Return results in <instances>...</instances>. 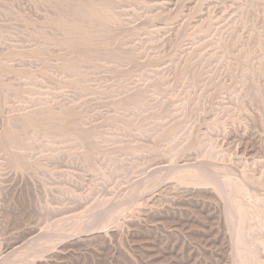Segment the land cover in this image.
<instances>
[{"label": "rangeland", "instance_id": "obj_1", "mask_svg": "<svg viewBox=\"0 0 264 264\" xmlns=\"http://www.w3.org/2000/svg\"><path fill=\"white\" fill-rule=\"evenodd\" d=\"M53 1L0 0V264H264V0Z\"/></svg>", "mask_w": 264, "mask_h": 264}, {"label": "bare ground", "instance_id": "obj_2", "mask_svg": "<svg viewBox=\"0 0 264 264\" xmlns=\"http://www.w3.org/2000/svg\"><path fill=\"white\" fill-rule=\"evenodd\" d=\"M21 1H22V0H21ZM32 1H33V0H32ZM45 1H46V0H44V2H45ZM52 1H53V0H52ZM55 1H57V0H55ZM63 1L68 2V5H69L70 3L73 4V2H72L73 0H72L71 2H69L70 0H69V1H67V0H62V2H63ZM74 1H76V0H74ZM79 1H80V0L76 1V2H77V3H76L77 5H79V4H78ZM81 1H82V0H81ZM81 1H80V2H81ZM85 1H87V0H85ZM90 1H93V2H94L95 0H90ZM90 1H89V2H90ZM97 1H98V0H97ZM100 1H101V4H102L105 0H99V3H100ZM106 1H107L106 3H108V0H106ZM116 1L118 2V0H116ZM48 2H49V0H48ZM50 2H51V1H50ZM62 2H61V0H60V3H62ZM83 2H84V1H82L81 3L84 5ZM117 2H116V3H117ZM35 3H36V2H35ZM52 3H54V1H53ZM52 3H51V4H52ZM56 3L58 4V2H56ZM56 3H55V4H56ZM60 3H59V4H60ZM64 3H65V2H64ZM90 3L92 4L91 6L95 9L94 5L96 6L97 4H95V2H94V3L90 2ZM96 3H97V2H96ZM106 3H103V4L106 5ZM109 3H110V1H109ZM111 3H112V2H111ZM111 3H110L111 6H110L109 10L111 9V7H112V5H113V4H111ZM40 4H41V3H40ZM49 4H50V3H49ZM59 4H58L59 7H62V6H63V8L65 7L64 5H62L63 3L60 4V5H62V6H60ZM72 4H71V5H72ZM76 4H75V5H76ZM101 4H99L98 6H100ZM71 5L67 6V3H66V6H67V7H70ZM83 5H82V6H83ZM85 5H86V4H85ZM116 5H117V4H116ZM55 6H57V5H55ZM58 6H57V9L59 8ZM72 6H73V5H72ZM82 6H81L80 8H81V12H82L84 15H82V13L79 12V11H80V8H79V7H78V8H79L78 11H77V8H76V11L79 12V14H76V15L80 16V14H81V16H84V17H85V15H86V14H85L86 11L88 12V11L90 10L89 7H91V6L89 5V7L86 8V9H89V10H86V9H85V6H83L84 8H83ZM87 6H88V5H87ZM107 6H109V4H108ZM53 7H54V5H53ZM67 7L64 8V9H67ZM76 7H77V6H76ZM96 7H97V6H96ZM100 7L102 8V6H100ZM103 7H104V5H103ZM113 7H114V6H113ZM63 8H62V10H64ZM72 8H73V9H72ZM72 8H71V9L74 10L75 7H72ZM82 8H83L85 11H84ZM93 8H92V11H96V9L93 10ZM98 8H99V7H98ZM101 8H100V9H101ZM105 8H106V7H104V9H105ZM54 9H55V7H54ZM54 9H53V10H54ZM59 9H61V8H59ZM107 9H108V8H107ZM112 9H113V8H112ZM62 10H57V11L59 12V11H62ZM68 10H70V9L68 8ZM109 10H107V11H109ZM76 11H75V12H76ZM83 11H84V12H83ZM99 11L101 12V10H99V9L97 10L98 14H100ZM104 11H105V10H104ZM104 11H102V12H104ZM53 12H54V11H53ZM58 12H57V14H58ZM90 12H91V10L89 11V13H90ZM97 12L94 13V14L97 15ZM102 12H101V15H100V16L97 15V16H98V19H100L99 17H101L102 14H105L106 11H105L104 13H102ZM109 12H110V11H109ZM113 12H114V11H112V13H113ZM115 12H116V10H115ZM115 12H114V14H115ZM60 13H61V12H59V14H60ZM64 13H65V11L62 12L61 15H63ZM66 13H67V12H66ZM66 13H65L64 15L68 17L71 13L73 14V11H72V12H69V11H68V13H70L69 15L66 14ZM91 13H92V15H93V12H91ZM91 13H90V14H91ZM106 13H107V12H106ZM112 13H111V14H112ZM116 13H117V12H116ZM72 14H71V15H72ZM90 14H89V16H90ZM111 14H110V15H111ZM64 15L62 16V18L64 17ZM71 15H70V16H71ZM76 15H75V16H76ZM87 15H88V14H87ZM87 15H86V16H87ZM110 15L108 14L109 17H108L107 15H106L107 17H106L105 15H103V18L101 17V20H98V21H100L99 23L101 24L102 19H103L102 22H104V18H105V17H106V19H109V18H110V20H111V18H113L114 15H112L111 17H110ZM116 15H118V14H116ZM116 15H115V16H116ZM78 16H77V17H78ZM81 16H80V19H81V18H84V17H81ZM89 16H88V17H89ZM88 17H86V19H84V20L87 21V23H90V22L87 20V19H89ZM90 17H91V16H90ZM118 17H119V16H118ZM68 18H69V17H68ZM68 18H67V19H68ZM73 18L76 19V21H78L77 19H78L79 17L76 18V17L73 16ZM73 18H69L68 20H61V21H58V22H61V25L63 24V26H62L63 29H66V30H67V29L71 28V27L74 25V24H72V26H71V25L69 26V24H68L69 20L71 21V19H72V21H73V22L71 21L72 23L76 22V21L73 20ZM95 18H97V17L95 16ZM116 18H117V17H116ZM116 18H113V19H116ZM119 18H120V17H119ZM60 19H61V16H60ZM64 19H66V18H64ZM113 19H112V20H113ZM84 20H83V21H84ZM93 20H94V18H91L90 21L93 22ZM112 20H111V21H112ZM63 21H65V22L67 21V22H66V23H67L66 25H68L69 28H67V26H66V28H64V24H65V22L63 23ZM83 21H82L81 24L84 26L83 23H86V22H83ZM95 21H96V20H95ZM106 21H107V20H105V22H106ZM114 21H115V20H113V22H114ZM80 22H81V21H80ZM80 22H79V23L76 22V26L74 25L75 28L77 27L78 24H79L80 27H82V25L80 24ZM105 22H104V23H105ZM108 22H109V21H108ZM117 22H120V23H121L122 21H121V20H117ZM117 22H116V23H117ZM69 23H70V22H69ZM93 23H95V22H93ZM104 23L102 24V26L104 25ZM106 23H107V22H106ZM109 24H110V23H109ZM109 24H108V26H109V29H110L111 26H110ZM114 24H115V23H114ZM58 25H59V23H58ZM61 25H60V26H61ZM85 25H88V27H90V28H91V27H94V26H89V24H85ZM90 25H93V24L91 23ZM95 25H97V24H95ZM117 25H119V24H116L115 26L117 27ZM74 26H73V28H74ZM79 26H78V28H76V29H79V28H80ZM99 26H100V25H99ZM112 26H113V24H112ZM119 26H120V25H119ZM96 27H97V26H95V28H96ZM57 28H58V26H57ZM59 28H61V27H59ZM75 28H74V29H75ZM82 28H83V27H82ZM98 28H99V27H98ZM98 28H97V29H98ZM104 28H106V25L104 26ZM104 28H103V29H104ZM111 28H112V27H111ZM84 29H86V27H85ZM91 29H92V30H95L94 28H91ZM107 29H108V28H107ZM114 29H115V28H114ZM59 30H60L59 32H62V31H61L62 28L59 29ZM66 30H65V31H66ZM70 30L73 31L72 28L69 29V31H70ZM86 30H87V31H84V30L82 29V31H84V32L81 31L82 34L86 32L85 34L88 35V33H89V34L91 33L90 35H92V32H93V31L90 32V29L88 30V28H87ZM98 30H100V28H99ZM110 30H111V29H110ZM65 31L63 30L64 33H66L68 30H67L66 32H65ZM69 31H68V32H69ZM74 31H75V30H74ZM77 31H78V30H77ZM88 31H89V32H88ZM100 31H102V30H100ZM104 31H105V30H103V32H104ZM113 31L116 32V30H113ZM63 32H62V33H63ZM68 32H67V33H68ZM75 32H76V31H75ZM75 32H74V33H75ZM87 32H88V33H87ZM98 32H99V31H98ZM98 32H96V33H98ZM107 32H108V31H107ZM62 33H61V35L64 34V33H63V34H62ZM67 33H66V36H67ZM72 33H73V32H72ZM96 33H95V34H96ZM99 33H100V32H99ZM99 33H98V35H99V36L102 35V37H103L104 34L100 33V34H101V35H100ZM82 34L80 33L79 35L83 37L84 34H83V35H82ZM106 34H107V33H106ZM68 35L70 36L71 34H68ZM74 35H75V36H74ZM74 35H73V36L76 38V36L78 35L77 32H76ZM93 35H94V34H93ZM66 36H64V37H66ZM71 36H72V35H71ZM71 36L69 37L70 39H69L68 37H66V41H67V38H68L70 41H72ZM73 36H72V37H73ZM80 36H77L78 39H80V38H79ZM85 36H86V35H85ZM94 36H95V35H94ZM94 36H93V37H94ZM91 37H92V36H91ZM107 37H108V36H107ZM109 37H111V35H110ZM62 38H63V37H62ZM75 38H73V40H75ZM83 38H84V37H83ZM104 38H106V37H104ZM111 38H112V37H111ZM63 39H64V38H63ZM78 39L76 38V41H73V43H74V42H78V41L80 42V40H78ZM84 39H85V38H84ZM87 39H88V38H87ZM99 39H100V38H99ZM77 40H78V41H77ZM89 40H90V42H89L88 40H86V42H87V43L89 42L90 44H87V43L85 44V43L83 42V40H81V41H82L81 43H84L85 46H86V45H87V46H88V45L91 46V44H92L91 41L94 40V39L91 40V39L89 38ZM96 40H97V42L100 44V41H98V39H96ZM117 40H118V39H117ZM117 40H116V43H115V44H117V42H118ZM70 41H69V42H70ZM84 41H85V40H84ZM102 41H103V40H102ZM112 41H113V40H112ZM123 41H124V40H123ZM64 42H65V41H64ZM67 42H68V41H67ZM67 42H65V43H67ZM97 42H95V41L93 42L95 46H96ZM119 42H121V39H120ZM124 42H125V41H124ZM124 42H123V45L125 44ZM71 43H72V42H71ZM73 43L71 44L72 47H74V46L76 45V44L74 45ZM81 43H79V44L81 45ZM95 43H96V44H95ZM103 43H104V42H103ZM67 44H68V43H67ZM99 44H97V46H98ZM113 44H114V43H113ZM121 44H122V42H121ZM121 44H119V46H122ZM68 45H69V44H68ZM68 45H67V46H68ZM77 45H78V44H77ZM77 45H76V46H77ZM92 45H93V44H92ZM105 45H106V44H105ZM108 45H109V42H107V45H106V46L108 47ZM111 45H112V44H111ZM111 45L109 46L110 48L112 47ZM117 45H118V44H117ZM82 46L84 47L83 44H82ZM113 46H114V45H113ZM119 46L116 47V48H115V46H114V48H111V49H113V52H114V51H117L118 49H120V48L123 47V46H122V47H119ZM72 47H70L71 50H72V49L75 50V48H72ZM79 47H80V46H78V48H79ZM83 47H81V48H83ZM92 47H93V46H92ZM101 47H102V44H101ZM101 47H100V45H99V48H101ZM109 47H108V48H109ZM81 48H80V49H81ZM90 48H91V47H90ZM110 48H109V49L104 48V49H106L105 52H106L107 50L111 51ZM117 48H118V49H117ZM76 49H77V47H76ZM83 49L85 50L84 52H86L85 47H84ZM87 49H89V48H87ZM91 49H92V48H91ZM91 49H90V51H91ZM94 49H95V48H94ZM96 49H97V48H96ZM114 49H116V50H114ZM69 50H70V49H68V52H70ZM77 50H78V49H77ZM77 50H75V51H77ZM75 51H74V53H75ZM99 51H100V49H99ZM118 51H119V50H118ZM84 52H79V53H80L79 56H80L82 53H84ZM87 52H89V51H87ZM71 53H72V52H71ZM89 53H90V52H89ZM103 53H104V51H103ZM106 53H107V52H106ZM75 54H76V53H75ZM86 54H87V53H86ZM71 55H72V54H71ZM72 56L76 57L74 54H73ZM81 56H82V55H81ZM81 56H80V57H81ZM80 57H79V58H80ZM60 111H61V110H60ZM55 113H58V112H55ZM55 113H54V114L52 113V114L55 115ZM59 113H60V112H59ZM66 113H67V111H66ZM52 114H51V115H52ZM68 114H69V113H68ZM56 115H57V114H56ZM59 115H60V117H57V116H56V117L58 118V120H60L59 118H62V120H63V119H64V116H63L62 112H61ZM64 115H65V114H64ZM61 116H63V117H61ZM65 116H67V115H65ZM50 117H51V119H52V116H50ZM56 117L54 116V118H56ZM65 118H66V117H65ZM55 120H56V119H55ZM32 121H33V119H32ZM64 121H65V119L63 120V123H64ZM32 124H33V123H32ZM59 124H60V123H59ZM61 124H62V122H61ZM64 124H65V123H64ZM64 124H63V126H66V125H64ZM68 124H69V123H67V125H68ZM30 126H31V125H30ZM68 126H69V125H68ZM60 127H61L60 129L63 130L62 126H60ZM66 127H67V126H66ZM66 127H65V128H66ZM54 128H55V127H54ZM57 128H59V126H58ZM65 128H64V130H65ZM68 128H69V127H68ZM191 170H192V169H191ZM170 171H172V170H170ZM170 171H169V172H170ZM173 171H174V170H173ZM182 171H183V170H182ZM184 171H185V170H184ZM178 172H179V171H178ZM180 172H181V171H180ZM188 172H189V171H188ZM192 172H193V171H192ZM174 174H176V173L174 172ZM183 174H184V173H183ZM172 175H173V174H172ZM186 175H187V176H186ZM186 175H183V177H184V176H186V177L189 176L188 174H186ZM168 176H169V175H168ZM176 176H177V175H176ZM176 176H175V177H176ZM179 176H181V175L179 174ZM183 177H182V178H183ZM190 177H191V176H190ZM167 178H168V177H167ZM179 178H180V177H179ZM188 178H189V177H188ZM199 178H200V177H199ZM184 179H185V177H184L183 179H181V180H178V182H179V181H182V180H184ZM190 179H192V181H193V178H190ZM194 179L196 180V178H194ZM171 180H173V179H171ZM185 180H186V179H185ZM185 180H184V181H185ZM189 181H190V180L187 179V181H185V182H189ZM192 181H191V182H192ZM205 181H206V180H205ZM205 181H204V182H205ZM172 182H175V181H172ZM182 182H183V181H182ZM191 182H190V183H191ZM197 182L199 183L200 180L197 181ZM204 182H203V183H204ZM208 182L211 183L210 181H208ZM215 182H216V181H215ZM176 183H177V182H176ZM183 183H184V182H183ZM190 183H189V184H190ZM194 183H196V181H194ZM200 183H201V182H200ZM200 183L197 184V185L195 184V185L198 186V185H200ZM205 183H206V182H205ZM184 184H185V183H184ZM191 184L194 186L193 182H192ZM203 185H205V184H203ZM216 185H217V182H216ZM218 185H219V184H218ZM201 186H202V185H201ZM201 186H200V188H201ZM205 186H206V187H207V186L209 187V185H207V183H206ZM213 186H215V185H213ZM219 186H220V185H219ZM203 187H204V186H203ZM198 188H199V186L197 187V189H198ZM200 188H199V189H200ZM209 188H210V187H209ZM214 188H215V187H214ZM195 189H196V187H195ZM197 189H196V190H197ZM205 189H206V188H205ZM205 189H204V190H205ZM210 189H211V188H210ZM188 191L190 192V190H188ZM188 191H187V192H188ZM193 191H194V190H193ZM208 191H210V190L208 189ZM212 191H214V190L212 189L211 192H212ZM218 191H219V190H218ZM218 191H217V192H218ZM194 192H195V191H194ZM200 192H201V191H200ZM213 193H215V192H213ZM205 194H207V195L209 196V194L211 195L212 193H207L206 190H205ZM196 195H197V194H196ZM153 196H156V197H157V195H153ZM187 196H188V195H187ZM190 196H192V194H191ZM203 196H204V194H203ZM205 196H206V195H205ZM208 196H207V197H208ZM211 196H212V195H211ZM211 196H209V197L211 198ZM217 196H218V195H217ZM151 198H152V197H151ZM154 198H155V197H154ZM154 198H153V199H154ZM204 199H205V198H204ZM232 199H233V198H232ZM149 200H150V201H153L152 199H149ZM229 200H230V199H229ZM147 201H148V200H147ZM210 201H211V200H210ZM212 201H213V200H212ZM231 201H232V200H231ZM148 202H149V201H148ZM209 203H210V202H209ZM211 203H212V202H211ZM211 203H210V204H211ZM221 203H222V202H221ZM231 203H232V202H231ZM233 203H234V202H233ZM148 204H149V203L144 204V205H148ZM151 204H152V202H151ZM201 204H202V203H201ZM219 204H220V203H219ZM221 205H222V206H221V209L225 207V206L223 207V204H221ZM232 205H233V204H232ZM207 206H208V205H207ZM205 207H206V206H205ZM227 207H228V206H227ZM199 208H200V207H199ZM245 210H248V209H245ZM219 211H220V210H219ZM231 211H232V210H231ZM248 211H250V210H248ZM222 212H223V210H222ZM226 212H227V211H226ZM226 212H225V213H226ZM246 212H247V211H246ZM202 213H203V212H202ZM244 213H245V212H244ZM206 214H207V213H206ZM208 214H209V213H208ZM214 214H215V213H214ZM236 214H237V213H236ZM239 214H240V212H239ZM209 215H210V214H209ZM222 215H223V214H222ZM225 215H226V214H225ZM157 216H158V215H157ZM237 216H238V215H237ZM223 217H224V216H222V219H223ZM153 218H154V217H153ZM165 218H166V217H165ZM211 219H212V218H211ZM214 219H215V218H214ZM161 220H162V219H161ZM159 221H160V220H159ZM209 221H210V218H209ZM235 221H236V220H235ZM179 222H180V221H179ZM210 222H211V221H210ZM210 222H209V223H210ZM173 223H174V222H173ZM181 223H182V222H181ZM230 224H231V223H230ZM240 225H241V224H240ZM214 226H215V225H214ZM245 227H246V226H245ZM243 228H244V227H243ZM207 229H208V228H207ZM223 229H224V228H223ZM241 229H242V228H241ZM244 229H245V228H244ZM225 231H226V229H225ZM147 232H149V231H147ZM147 232H146V233H147ZM152 232H153V231H152ZM206 232H207V231H206ZM208 232H209V231H208ZM222 232H223V231H222ZM226 232H227V231H226ZM235 232H236V231H235ZM244 232H246V231H244ZM141 233H142V232H141ZM157 233H158V232H157ZM153 234H154V233H153ZM201 234H202V233H201ZM223 234H224V233H223ZM225 234H226V233H225ZM245 234H246V233H244L243 235H245ZM144 235H145V234H144ZM226 235H227V234H226ZM240 235H241V233H240ZM240 235H239V236H240ZM139 236H140V235H139ZM153 236H154V235H153ZM153 236H152V237H153ZM208 236H209V235H208ZM246 236H247V235H245V236H243V237H246ZM156 237H157V236H156ZM224 237H225V235H224ZM213 238H215V237L213 236ZM226 238H227V237H226ZM247 238H248V237H247ZM142 239H143V238H142ZM174 239H175V238H174ZM217 239H218V238H217ZM224 239H225V238H224ZM237 239H238V238H237ZM149 240H150V238H149ZM154 240H155V239H154ZM171 240H172V239H171ZM226 240L228 241V239H226ZM240 240H241V237H240ZM245 240H246V238H245L243 241H245ZM247 240H248V239H247ZM151 241H152V240H151ZM229 241H230V239H229ZM229 241H228V243H230ZM236 241H237V240H236ZM238 241H239V240H238ZM154 242H155V241H154ZM221 242H223V241H221ZM241 242H242V241H241ZM241 242H240V243H241ZM140 244H141V243H140ZM148 244H149V243H148ZM161 244H162V243H161ZM219 244H220V243H219ZM222 244H223V243H222ZM164 245H165V244H164ZM208 245H209V244H208ZM227 245H228V244H227ZM237 245H238V244H237ZM143 246H144V245H143ZM173 246H174V245H173ZM229 246H230V245H228V247H229ZM147 247H149V246H147ZM160 247H161V246H160ZM179 247H180V246H179ZM169 248H170V247H169ZM173 248H174V247H173ZM192 248H193V247H192ZM212 248H213V247H212ZM154 249H155V248H154ZM156 249H157V248H156ZM161 249H162V248H161ZM226 250H227V249H226ZM141 251H142V249H141ZM146 251H147V250H146ZM149 251H150V250H149ZM155 251H156V250H155ZM168 251H169V249H168ZM176 251H177V250H176ZM157 252H158V249H157ZM172 252H173V251H172ZM188 252H189V251H188ZM142 253H143V252H142ZM159 253H161V252H159ZM179 253H180V252H179ZM211 253H212V252H211ZM143 254H144V253H143ZM146 254H147V253H146ZM219 255H220V254H219ZM221 255H222V254H221ZM146 256H147V255H146ZM161 256H162V255H161ZM161 256H160V257H161ZM170 256H172V255H170ZM150 257H151V256H150ZM150 257H149V258H150ZM194 257H195V255H194ZM227 257H228V256H227ZM227 257H226V258H227ZM143 258H144V257H143ZM165 258H166V257H165ZM176 258H177V257H176ZM250 258H251V257H250ZM144 259H145V258H144ZM162 259H163V258H162ZM162 259H161V260H162ZM169 259H170V258H169ZM209 259H210V258H209ZM238 259H239V258H238ZM138 260H139V258H138ZM145 260H146V259H145ZM156 260H157V259H156ZM167 260H168V259H167ZM199 260H200V259H199ZM225 260H226V259H225ZM251 260H252V259H251ZM151 261H152V260H151ZM154 261H155V260H154ZM154 261H153V262H154ZM163 261H164V260H163ZM178 261H179V260H178ZM223 261H224V259H223ZM242 261H243V260H242ZM242 261H240V264H245L244 262H247V261H243V262H242ZM146 262H147V261H146ZM153 262H151V263H153ZM201 262H202V260H201ZM216 262H218V261H216ZM219 262H220V261H219ZM151 263H150V264H151ZM212 263H213V262H212ZM212 263H211V264H212ZM252 263H253V262H252ZM153 264H155V263H153Z\"/></svg>", "mask_w": 264, "mask_h": 264}]
</instances>
